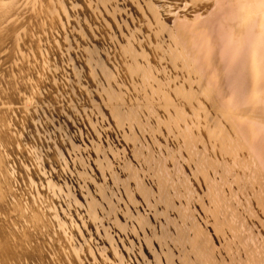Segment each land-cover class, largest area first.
Returning a JSON list of instances; mask_svg holds the SVG:
<instances>
[{"label": "bare ground", "instance_id": "6f19581e", "mask_svg": "<svg viewBox=\"0 0 264 264\" xmlns=\"http://www.w3.org/2000/svg\"><path fill=\"white\" fill-rule=\"evenodd\" d=\"M126 1L0 0V264H264V150L223 136L158 5L132 31ZM256 2L229 23L212 0L178 29L229 23L235 59Z\"/></svg>", "mask_w": 264, "mask_h": 264}, {"label": "crops", "instance_id": "0c3cea01", "mask_svg": "<svg viewBox=\"0 0 264 264\" xmlns=\"http://www.w3.org/2000/svg\"><path fill=\"white\" fill-rule=\"evenodd\" d=\"M249 1L225 0V10L220 14L227 22H234V16L231 15L236 5H233L234 2H240L243 6L246 4L242 10L249 13L252 8V4H248ZM256 3H261V0H257ZM255 6L262 7L257 10L255 16L256 20H259V24L252 35L246 37L255 39V42L243 41L235 53V59L230 54L233 53L230 37L234 32L237 34V29L231 28L229 23L222 27L209 24L198 27L195 24L192 31H187L188 49L195 54L194 71L199 78L203 79L209 90L214 94V90L217 91L218 99L229 113L230 118L226 117L227 121L234 125L239 138L251 147V158L255 156L254 152H263L264 150V145L262 146L264 143V68L254 67V52L258 50L256 45L264 44V37L261 36L264 32V23L262 22L264 14L261 10L264 8L261 4ZM203 12L199 11L198 13L203 15ZM198 17L200 16L195 17L194 22ZM242 28L243 31L239 30L238 32L244 34L245 26L243 27V24ZM248 30L245 28V31ZM218 31L221 32L217 34ZM222 38L224 45L218 52H223L224 57L213 56L216 52L214 40L220 42ZM261 46L264 47V45ZM219 58L228 60L223 64ZM261 58L264 59V53Z\"/></svg>", "mask_w": 264, "mask_h": 264}, {"label": "rangeland", "instance_id": "374dc122", "mask_svg": "<svg viewBox=\"0 0 264 264\" xmlns=\"http://www.w3.org/2000/svg\"><path fill=\"white\" fill-rule=\"evenodd\" d=\"M211 1L212 0H127L126 11L128 13V18L123 22V25L128 29H132V31H134L135 28L131 23H133V21L137 19H141L142 17L141 12L139 11V6H145L147 4L155 5L156 3L158 7L156 5L155 6L157 7V11L159 12L162 26L174 34L176 44L182 50L183 54H185V48L188 42V33L187 31H181L178 29L179 24L182 22L178 19L184 17L183 15H185L187 17V21H189L190 23H194L196 14H198L199 11H202L203 5H207ZM146 15L149 16L150 13L146 12ZM85 30L86 31H83V29L81 30L82 34L88 35L87 33H89V29ZM164 39L167 43L169 42V37L166 34L164 35ZM152 40L153 39H150L148 42H145L144 40L140 41V43H142V52L146 55V58L149 57L150 60L154 59V47L156 46V44H154L155 41L151 42ZM159 61L161 62V57ZM193 68L194 66H189L190 70L187 69L186 71H180V73L183 75L187 74L189 80H193L194 85H197L200 82L204 83L203 79L197 76L196 71L192 70ZM85 80L87 81V79ZM212 100L215 99L213 98ZM213 113L216 114V116L219 115L220 121L223 122V136L227 139H234V137H237L234 126L228 124V122L226 121L225 113L220 108L217 111H213ZM241 143H239L241 147L239 153L242 156V159L247 163V160H250L249 152L248 150H245L244 147H242Z\"/></svg>", "mask_w": 264, "mask_h": 264}]
</instances>
